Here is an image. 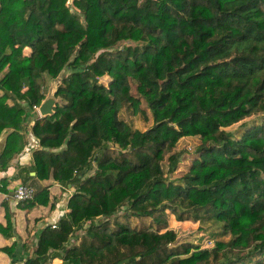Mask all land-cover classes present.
Listing matches in <instances>:
<instances>
[{
    "label": "trees",
    "instance_id": "trees-1",
    "mask_svg": "<svg viewBox=\"0 0 264 264\" xmlns=\"http://www.w3.org/2000/svg\"><path fill=\"white\" fill-rule=\"evenodd\" d=\"M45 77L59 102L38 117ZM263 110L264 0H0V162L21 150L33 113L34 175L21 182L73 187L20 264H264V120L239 137L224 129ZM186 135L197 155L169 179L161 161L169 153L174 168ZM47 202L44 185L17 204ZM166 210L217 220L229 238L171 245V229L157 232Z\"/></svg>",
    "mask_w": 264,
    "mask_h": 264
},
{
    "label": "crops",
    "instance_id": "crops-1",
    "mask_svg": "<svg viewBox=\"0 0 264 264\" xmlns=\"http://www.w3.org/2000/svg\"><path fill=\"white\" fill-rule=\"evenodd\" d=\"M25 50L28 51L27 48ZM53 82H55L54 79H52L51 84ZM41 89L45 95L48 89L44 90V83ZM7 102L10 103L11 99H8ZM37 107L38 105L33 108L34 112H32L39 117L40 114ZM33 113L27 117L25 128L21 130L23 131L24 139L21 150L10 156L6 161L0 162V224H5L3 204L5 203L11 213L10 220L12 225L11 235L5 236L0 232V247L12 243L14 245V250L10 254L0 249V264H20L26 257L34 255L37 232L47 224H55L61 216L65 215L68 211L66 200L73 190L70 184L62 185L51 178L38 179L30 177L26 183L33 187L34 192L40 190L44 185L47 186L48 202L46 204L36 203L29 207H20L17 204L18 202L12 199V187L21 181V177L25 175V170H27L28 175H34V171L31 169L32 150L38 147V143L29 128L33 122ZM9 129L4 128L0 132V151ZM32 171L33 173H31ZM74 234L75 236L70 238L73 242L78 240L80 233ZM45 264H62L61 258L60 256L51 257Z\"/></svg>",
    "mask_w": 264,
    "mask_h": 264
},
{
    "label": "rangeland",
    "instance_id": "rangeland-1",
    "mask_svg": "<svg viewBox=\"0 0 264 264\" xmlns=\"http://www.w3.org/2000/svg\"><path fill=\"white\" fill-rule=\"evenodd\" d=\"M70 1L71 0H67V3H70ZM127 42L129 41H123L121 43ZM25 49L26 48H23V51H27ZM108 80L109 77L106 74L98 77V81L103 84H106ZM51 82L52 79L47 77L44 78V90H47L48 87L52 84H57L56 81L52 84ZM123 117L128 118L127 112H123ZM263 120L264 110L258 112V114L249 115L238 122L232 123L224 127V129L230 133L231 137H239L244 129L251 125L260 123ZM135 125L141 126L142 124H138L137 121ZM198 143L199 139L196 135L181 136L177 139L174 147L170 151L173 156L176 155L177 157L176 165L174 166V168L172 170L166 171L169 162L172 159V156L170 157L169 153L165 154L164 159L161 161V168L164 174H166L169 179H176L179 175L182 174V172H184L188 168L190 160L197 155L195 147ZM108 145L111 146L112 143H108ZM94 166V162H92V167ZM165 221L166 226L159 229L157 232L160 233L165 229H171L174 233V239L170 243L171 245L183 241H188L190 243H193L194 245H197L198 247H210L211 245H213V242L215 240H227L229 238V234L223 233L221 231L220 223L214 219L193 222L186 219H177L173 213L166 210ZM148 229L152 228L149 227ZM77 233H80V230L76 232V235ZM262 261L264 263V254L262 256Z\"/></svg>",
    "mask_w": 264,
    "mask_h": 264
},
{
    "label": "water",
    "instance_id": "water-1",
    "mask_svg": "<svg viewBox=\"0 0 264 264\" xmlns=\"http://www.w3.org/2000/svg\"><path fill=\"white\" fill-rule=\"evenodd\" d=\"M55 88L56 85L52 84L48 88L40 103L38 104L37 110L40 116L49 115L53 113V107L58 101V98L54 95ZM31 173H33V171Z\"/></svg>",
    "mask_w": 264,
    "mask_h": 264
},
{
    "label": "built area",
    "instance_id": "built-area-1",
    "mask_svg": "<svg viewBox=\"0 0 264 264\" xmlns=\"http://www.w3.org/2000/svg\"><path fill=\"white\" fill-rule=\"evenodd\" d=\"M37 105H33V108H36ZM34 194V189L31 185L23 183L21 181L17 182L11 191V197L14 201L18 202L23 199L29 198ZM52 227L55 226L54 223L50 224Z\"/></svg>",
    "mask_w": 264,
    "mask_h": 264
}]
</instances>
